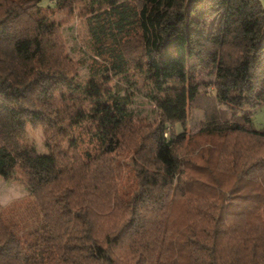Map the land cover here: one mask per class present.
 Segmentation results:
<instances>
[{"label":"trees","instance_id":"trees-1","mask_svg":"<svg viewBox=\"0 0 264 264\" xmlns=\"http://www.w3.org/2000/svg\"><path fill=\"white\" fill-rule=\"evenodd\" d=\"M42 2L0 0V176L44 225L22 239L0 214V264H264V0H89L84 81ZM137 73L152 123L113 80Z\"/></svg>","mask_w":264,"mask_h":264},{"label":"rangeland","instance_id":"rangeland-1","mask_svg":"<svg viewBox=\"0 0 264 264\" xmlns=\"http://www.w3.org/2000/svg\"><path fill=\"white\" fill-rule=\"evenodd\" d=\"M47 4L52 6L47 12V18L60 25L65 53L77 64V78L84 81L89 77L88 66L92 57L91 42H89L86 17L84 16L89 0H63L57 5L56 0H43L42 5ZM113 80L122 87V93L128 94L129 105L135 121L152 123L156 118V105L150 99V86L144 75L127 74L125 79ZM250 112H252L253 127L255 129L264 128V102H261ZM186 115L183 128H185L186 134L192 137L199 130L204 114L200 109L191 106L188 107ZM179 130H181L180 127L177 128V131ZM74 133L78 135V138L87 139L84 130L78 129ZM25 135L28 144L36 148L42 160L47 162V149L43 146L42 128L39 125H28ZM114 157L122 163H127L129 151H118ZM14 175L13 179L0 176V214L12 231L22 239H29V237H34L30 235L31 233L37 230L41 232V228L44 226L42 215L38 211L35 201L28 195L27 187L19 180L18 174Z\"/></svg>","mask_w":264,"mask_h":264}]
</instances>
